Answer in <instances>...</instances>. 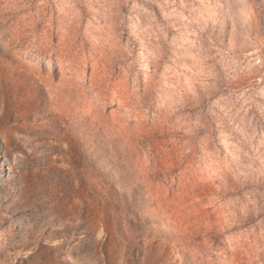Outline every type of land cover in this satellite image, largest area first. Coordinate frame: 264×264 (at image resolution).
I'll use <instances>...</instances> for the list:
<instances>
[{
  "label": "rangeland",
  "instance_id": "1",
  "mask_svg": "<svg viewBox=\"0 0 264 264\" xmlns=\"http://www.w3.org/2000/svg\"><path fill=\"white\" fill-rule=\"evenodd\" d=\"M0 264H264V0H0Z\"/></svg>",
  "mask_w": 264,
  "mask_h": 264
}]
</instances>
